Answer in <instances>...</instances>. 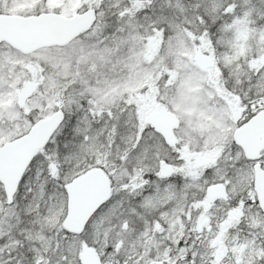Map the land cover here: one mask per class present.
I'll use <instances>...</instances> for the list:
<instances>
[{
    "label": "snow or ice",
    "instance_id": "1",
    "mask_svg": "<svg viewBox=\"0 0 264 264\" xmlns=\"http://www.w3.org/2000/svg\"><path fill=\"white\" fill-rule=\"evenodd\" d=\"M0 264H264V0H0Z\"/></svg>",
    "mask_w": 264,
    "mask_h": 264
}]
</instances>
